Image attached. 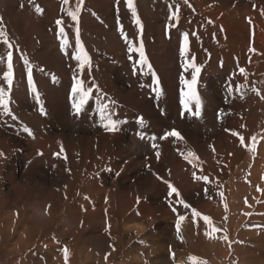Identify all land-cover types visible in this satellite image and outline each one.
I'll return each mask as SVG.
<instances>
[{"label":"rangeland","instance_id":"rangeland-1","mask_svg":"<svg viewBox=\"0 0 264 264\" xmlns=\"http://www.w3.org/2000/svg\"><path fill=\"white\" fill-rule=\"evenodd\" d=\"M75 4L77 0L67 4L63 0H0V31L12 45L9 49L0 37V88L9 91L2 79L11 51L13 84L8 99L11 116L16 117L13 120L0 109V125L5 123L0 128V152L4 154L0 157V200L6 201L9 218L16 214L22 217V213L27 216L25 221L34 222L33 229L27 224L32 233L22 255L16 258L19 250L11 247L14 239L8 240L5 263L22 264L23 256L28 255L33 264H66V248L67 264H169L177 260L191 264L189 257L203 264H264V0H133L139 25L125 0H82L78 20L72 21L67 12L74 11ZM57 20L62 21L59 27ZM60 28L67 40L64 50ZM77 29L91 60L79 77L76 73L72 77L83 82L85 75L90 90L85 106L92 108L91 116L83 113L76 128L71 118L65 122L69 125L60 123L66 118L65 110L60 116H50L44 109L48 96L43 92L39 94L41 108L29 116H39L43 110L48 121L31 127L27 112L16 109L18 100L30 96L13 90L17 79L28 81V69L21 57L29 61L35 87L41 89L36 75L50 79L56 89L58 83L70 86L68 72L57 74L45 65L54 62L72 69ZM184 38L205 54L196 76L195 96L181 83L172 97L176 109H163L160 99L166 93L162 89L173 82L161 85V76L155 74L150 90L144 80L150 76L149 66L154 69L161 65L159 49L167 58H176L169 60L166 71L178 80L188 73L181 63L188 64L191 56L188 50L181 55ZM141 44L145 66L136 62L138 53L129 51V45L138 48ZM206 57L207 63H213L210 68ZM76 64L81 69L78 61ZM90 69L94 74L86 75ZM193 75L196 73L190 72L188 78ZM145 90L150 96L141 95ZM95 91L100 92L98 96ZM151 96L156 102L149 99ZM203 100L211 102L206 111L200 107ZM102 106H106L104 117L117 123L113 132L103 127L106 120L94 122L101 117ZM51 108L54 111L58 106ZM69 109L76 113L71 106ZM136 125L144 130H139L141 137L133 133ZM25 128L37 141L47 140L53 155L49 159L47 154V161H38L32 169L22 162L29 146L26 141L32 138ZM95 129L101 134L97 139L92 138ZM171 130L178 131L181 139L166 136ZM239 137L244 138L243 143ZM137 147L142 152L147 150L148 157H126ZM159 150L163 154L157 157ZM171 152H176L173 157ZM189 152L194 155L186 159ZM194 175L207 177L208 182L194 179ZM168 184L178 190L179 198L175 193L169 195ZM180 200L189 207L184 208ZM193 210L201 216H193ZM204 215L210 218V225H205ZM83 216L88 221H79ZM180 216L185 219L180 221L178 233ZM23 223L12 232L13 237L24 232ZM134 226L142 232L135 234ZM212 227L219 231L212 233ZM211 246L215 248L209 250ZM256 247L261 248L259 254H254ZM146 248L151 252H145Z\"/></svg>","mask_w":264,"mask_h":264},{"label":"bare ground","instance_id":"bare-ground-1","mask_svg":"<svg viewBox=\"0 0 264 264\" xmlns=\"http://www.w3.org/2000/svg\"><path fill=\"white\" fill-rule=\"evenodd\" d=\"M34 1V0H33ZM50 1V0H49ZM45 2V1H44ZM72 2V1H71ZM76 6H77V4H75L74 6H73V9L75 10V8H76ZM125 6V5H124ZM5 9V8H4ZM8 9V8H7ZM10 10V9H9ZM6 11V10H5ZM65 12V11H64ZM2 13H4L3 12V10H2ZM9 13V12H8ZM90 15V14H89ZM72 29V28H71ZM80 29V28H79ZM76 31V30H75ZM86 33V32H85ZM88 33V32H87ZM118 33L119 32H116V34L118 35ZM130 33V32H129ZM131 34V33H130ZM87 35V34H86ZM189 36V35H188ZM187 36V37H188ZM123 37H125V36H123ZM192 37V36H191ZM174 38V37H173ZM76 39H77V36H75V38H74V41L73 42H76ZM80 39V38H79ZM194 39H196L197 40V38H194ZM123 40V39H122ZM195 40V41H196ZM129 41V40H128ZM172 41V40H171ZM193 41V40H192ZM80 42H81V39H80ZM95 42V41H94ZM201 42V41H200ZM124 43V42H123ZM198 44H199V40H198V42H197ZM199 47V46H198ZM197 46H193V44L192 43H190V41H188V42H186L185 41V38H184V45H183V48H184V50L185 51H187L188 50V52L189 51H191V56H190V58L188 59V64H185L184 65V63L183 62H181L182 63V65L183 66H185V69H187V71H188V73L185 75V76H183V78H182V76H179V80H178V76H174V74H171V73H169L168 71H166V67L168 66V64H171L170 63V61L169 60H173V61H175L176 60V58L175 59H169V58H167V56H166V54L162 51V49H159V50H161L160 51V54L158 55V57H159V62L161 63V65L160 66H156V67H154V69H155V71H154V69H151V71H150V76L148 77V79L146 80H144V81H146V86H148V87H150V88H148V89H152L154 86L152 85V83H153V81H152V78L153 77H155V74H158L159 76H161V78H162V82H161V85H166V83H168V82H170V81H172L173 83H174V85H173V83H172V85L170 86V87H165V89H162L163 91L162 92H164V93H166V96L165 97H162L161 99H160V101H162L163 102V104H164V106L163 107H161V108H163V109H167L168 108V106L174 111L175 109H176V105H175V103H174V101H173V99H172V97H173V94L175 95L177 92H176V90H178L179 88H180V86H182L183 84H184V86H186L187 88H189L188 87V85H190L191 83H192V79H191V77L190 78H188V75H190V72H191V74L194 72V73H196V75L195 76H197L198 75V73L201 71V66H202V64L204 63V56H205V54H202V51L200 50V48H198ZM174 49V48H173ZM181 49V48H180ZM93 50V49H92ZM152 51V50H151ZM92 52V51H91ZM154 53V52H153ZM177 53V52H176ZM175 53V54H176ZM180 53V52H179ZM74 54H75V52H74ZM92 54H94L93 52H92ZM136 55V54H135ZM171 55V54H170ZM187 55V54H186ZM98 56V55H97ZM174 56V55H173ZM181 56V55H180ZM69 57V56H68ZM68 57H65L64 59L66 60ZM104 57V56H103ZM130 57H132L133 58V55H130ZM172 57V56H171ZM176 57V56H175ZM187 57V56H186ZM150 58V57H149ZM177 58H178V56H177ZM188 58V57H187ZM91 60V59H90ZM158 60V59H157ZM67 61V60H66ZM76 61L77 60H74V66L72 67V69H65V66H64V64L61 62V64H63V65H57V64H55L54 62L52 63V65L50 64H46L45 65V67H46V69L47 70H51V68H53L54 70H55V72L58 74V73H61L62 74V72H64L65 74H66V72H68L69 73V75H70V77L72 78V84L70 85V86H67L66 84H64V83H61V84H59L58 83V86H59V89H56L54 86H53V84H50L51 83V81H50V79H45V78H41L39 75H36L35 76V78L37 77V78H39V80H37V83H39V86L41 87V89H39V88H37L38 89V93L40 94V93H42L43 94V92L45 93V94H47V96H48V99L46 100L47 101V106L48 107H45L44 106V109L45 110H47L49 113V115L50 116H54V117H57V116H60V114H62L63 112L62 111H64L65 110V114L63 115L64 117H66V118H62V120H60V123H64V124H68V123H65V122H68V120L70 121V123L74 120V123L76 124V126H75V128L76 127H78V125L80 124V123H82L81 122V118H82V116H83V113H86V112H88V116L87 117H90L91 116V110H92V108L88 105V106H83V108H82V112H81V115H77V113H74V114H71L70 113V109H69V111H68V108H69V106H71V109H73L74 110V108H73V104L74 103H76V102H78V100L80 99V96H79V93H76V94H74L73 92H72V87H73V84H74V82H75V78L74 77H72V76H74V73H76L75 74V77H79V74L80 73H83L84 71H85V69H86V67L82 70V69H79L78 68V64H76ZM181 61H183V60H181ZM187 61V60H186ZM137 62V61H136ZM208 62V57H206L205 58V63H207ZM101 64V63H100ZM213 63H207L206 65H209V68H210V66L212 65ZM102 65V64H101ZM104 66V65H103ZM143 66H145V65H143ZM96 67V66H95ZM169 68V67H168ZM196 68H199L200 69V71L197 73L196 71H195V69ZM95 69V68H94ZM138 70V69H137ZM1 71V70H0ZM110 71V70H109ZM146 71V70H145ZM139 72H141V70L139 71ZM103 73V72H102ZM101 73V74H102ZM132 73V72H131ZM181 73H183V71L181 72ZM93 75L94 74V72H93V70H88V72H87V70H86V75ZM138 74V73H137ZM141 74V73H140ZM153 74V75H152ZM54 75V74H53ZM84 75V74H83ZM96 75V74H95ZM143 76V75H142ZM68 77V76H67ZM152 77V78H151ZM62 78V77H61ZM74 78V79H73ZM85 78V75H84V77H83V87H84V89L85 90H87L88 92H90V90H89V87L87 88L86 87V84H87V82H85L84 79ZM109 78V77H108ZM142 78H144V77H142ZM156 78V77H155ZM182 80H181V79ZM197 78V77H196ZM56 79V78H55ZM64 79V78H63ZM66 79V78H65ZM100 79V76L98 77V79L97 80H99ZM136 79V78H135ZM3 80V79H2ZM34 81H33V84L36 86V82H35V80L36 79H33ZM77 80H79V79H77ZM17 81L18 82H16V86L15 87H13V90H14V92L17 94V93H20V95H23V96H25L26 94H29V96H30V99H27V98H25V99H22V100H18L17 101V103H16V106H17V111L19 112V111H22V110H24V111H26L27 112V115H28V118L26 119L27 121H28V124H31L30 126L32 127V126H37V125H42V123H47L46 122V120L48 121V119H47V117H46V115L44 114L45 113V111H40L41 112V114L39 113V116H37V115H34V114H36V112H37V110L38 109H40L39 108V104H37L36 103V100H35V97H34V94L29 90V87H28V81H26V83H24V82H21V79H17ZM103 81V80H102ZM101 81V82H102ZM154 81H156V79L154 80ZM183 81V82H182ZM60 82V81H59ZM67 82V81H66ZM100 82V83H101ZM134 82V81H133ZM158 82V81H157ZM160 83V82H159ZM181 83H182V85H181ZM111 84V83H110ZM197 84V83H196ZM196 84L194 85V87L196 86ZM1 85V84H0ZM7 85V84H6ZM88 85V84H87ZM99 84L97 83L96 84V86H98ZM2 87V86H1ZM98 88V87H97ZM91 89V88H90ZM108 89V88H107ZM121 89V88H120ZM144 89L145 88H143V91H144ZM111 90V89H110ZM147 90V89H146ZM145 90V91H146ZM112 91V90H111ZM114 91V90H113ZM148 91V90H147ZM147 91L145 92V93H142L141 95H143L144 97H146V95L147 96H150L148 93H147ZM208 91V90H207ZM158 92V91H157ZM157 92H155V93H157ZM99 91H95L94 92V94L95 95H99ZM93 94V95H94ZM111 94V93H110ZM132 94V96L133 95H135L134 94V92L132 91L131 93H130V95ZM203 94V93H202ZM68 95H70L71 96V100H70V102L71 103H69L68 101H67V97H68ZM117 95H118V93H117ZM156 95V94H155ZM29 96H27V97H29ZM157 96V95H156ZM136 97V96H135ZM206 97V96H205ZM63 98V103L61 102V99ZM156 98V97H155ZM149 99H153V96H151V97H149ZM154 101H155V99H153ZM199 100V99H198ZM89 102V101H88ZM93 102V101H92ZM156 102V101H155ZM40 103V102H39ZM215 103V102H214ZM157 104V103H156ZM54 105H57L58 106V108L56 109V110H54L53 111V109L51 108V106H54ZM208 105H211V102L210 101H206L205 102V100H203L202 102H201V104H200V107H202L203 108V110H205L206 111V108L208 107ZM167 108H166V107ZM136 107V106H135ZM136 108H138V107H136ZM31 113H34L33 114V116H29V115H32ZM207 113H209V112H207ZM93 115V114H92ZM37 117V118H36ZM94 118V117H93ZM97 119H94V122H99V123H101L102 122V119H101V117L99 116V117H96ZM8 120V119H7ZM43 120H45V122L43 121ZM5 124V123H4ZM4 124H1L0 125V128L1 127H3V125ZM69 125V124H68ZM103 125V124H102ZM64 127V126H63ZM96 128V127H95ZM99 128V127H98ZM136 130H133L134 132V135L136 134V135H138L139 137H141L142 136V134H141V132L139 131V130H143V128H141V125H139V126H135L134 127ZM133 128V129H134ZM131 129V128H130ZM76 130H79V129H76ZM84 130V129H83ZM92 130V129H91ZM144 131V130H143ZM80 132V131H79ZM78 131H77V133L78 134H80ZM81 132H82V130H81ZM84 132V131H83ZM136 132V133H135ZM146 132V131H145ZM149 132V131H148ZM75 133H76V131H75ZM84 133H86V132H84ZM94 134H95V136L94 137H92V138H94V139H97V138H99L100 136H101V134H98V129H95L94 130ZM40 135V134H39ZM43 135V134H42ZM82 135V134H81ZM80 135V136H81ZM84 135H86V134H84ZM84 135H82L83 137H85ZM150 135V134H149ZM152 136V135H151ZM29 137H31V136H29ZM139 137H135V139H137V140H139L140 141V138ZM80 138V137H79ZM86 138V137H85ZM81 139V138H80ZM93 139V140H94ZM149 139V138H148ZM38 139H36V138H34L33 136H32V138H29L26 142H27V144L26 145H29L28 146V149L26 150V152L23 154V156H22V162H24V163H26L27 164V166L29 167V168H35V166L37 165V163H38V161H40V160H42V161H47L46 160V156H47V154H49V156H48V158L50 159V158H52L53 157V155L51 156L50 154H51V147H50V145L48 144V141L47 140H44V141H41L40 142V140L39 141H37ZM79 140V139H78ZM77 140V141H78ZM93 140H90V142L91 141H93ZM150 140V139H149ZM25 142V141H24ZM89 142V143H90ZM130 143V142H129ZM152 143V142H151ZM48 144V145H47ZM35 145V146H34ZM131 145V144H130ZM46 146V147H45ZM132 146V145H131ZM141 146V145H140ZM149 146H150V144H149ZM133 147H136V146H133ZM35 148V149H34ZM44 148L47 150V151H45L44 150ZM138 148V147H137ZM150 148V147H149ZM229 148V147H228ZM163 149V148H162ZM54 151V150H53ZM150 152V151H149ZM159 153H160V155L159 156H162V154H163V152H162V150H159L158 151ZM117 153V152H116ZM152 154H154L155 153V151L154 152H151ZM157 153V152H156ZM175 153L176 152H171V155H172V157L175 155ZM178 153V152H177ZM53 154V153H52ZM143 155L145 158L146 157H148V155H149V153H148V151L146 150V151H144V152H142L139 148L136 150L135 148L133 149V148H131L130 150H129V154H126V157H131L130 159L132 160L133 158H137L139 155ZM121 155V154H120ZM139 157H141V156H139ZM23 163V164H24ZM260 165V164H259ZM27 167V168H28ZM37 167V166H36ZM30 169V170H31ZM189 171V170H188ZM30 172V171H29ZM2 176V173H1V169H0V177ZM85 180V179H84ZM0 186H1V183H0ZM91 186V185H90ZM80 189V188H79ZM41 190V189H40ZM87 191V190H86ZM261 193L263 194V192L261 191ZM95 194V193H94ZM90 195V194H89ZM96 195V194H95ZM89 197V196H88ZM113 197V196H112ZM97 198H99V197H97ZM106 199H107V197H106ZM115 199V198H114ZM104 201V200H103ZM110 201V200H109ZM112 201V200H111ZM6 202V201H5ZM5 202H3L2 200H0V264H6L5 263V256L4 255H6L7 253H8V250H7V248H6V243H8V240H12V239H14V241L12 242V245H11V247L15 250V249H17V250H19L18 252H16V258L18 257V256H20V255H22V253H23V248H24V246H26L27 244H29V240H30V236H29V233H32V230H30L29 228L30 227H28L27 226V224H29V226H31V229H33V227H34V222H32L31 220H26L25 221V218L27 217H25V215L24 214H20V215H22V217L21 216H19V215H12V216H10V218L8 217V212L6 211V204H5ZM26 202V201H25ZM28 202V201H27ZM97 202V201H96ZM91 203V202H90ZM106 203V202H105ZM27 204V203H26ZM29 204V203H28ZM94 205V204H93ZM162 205H164V203L162 204ZM127 206H129V205H127ZM117 207V206H116ZM132 207V206H131ZM130 208V207H129ZM129 208H128V210H129ZM262 207L261 206H259L258 207V210H260ZM25 209V208H24ZM23 209V210H24ZM114 211V210H113ZM141 211V210H140ZM13 212V211H12ZM21 212V211H20ZM107 212H110L109 211V207H108V209H107ZM142 212V211H141ZM100 213V212H99ZM104 213V212H103ZM144 214H145V212H143ZM139 214V213H138ZM31 215H33V214H31ZM89 215V214H88ZM93 215V214H92ZM106 215V214H105ZM35 215H33L32 217H34ZM29 217V216H28ZM31 217V216H30ZM88 217V216H87ZM109 217V216H108ZM110 217H112V215L110 216ZM109 217V218H110ZM173 217V216H172ZM240 217V216H239ZM36 218H37V216H36ZM128 218V217H127ZM134 218V217H133ZM132 218V220H134V219H136L137 217L135 216V218L133 219ZM141 218V217H140ZM50 219V218H49ZM86 221H88V219L86 218V217H84L83 216V219H79V221L81 220L82 222H84L85 220ZM100 219H101V217H100ZM139 219V218H138ZM137 219V220H138ZM239 219V218H238ZM10 220L12 221V223H9L10 222ZM129 220H131V218L129 219ZM172 220V219H171ZM170 220V221H171ZM240 220H243V219H240ZM25 221V222H24ZM90 221V220H89ZM102 221V220H101ZM108 221V220H107ZM107 221H105V222H107ZM189 221H191V220H189ZM24 222V223H23ZM114 222H115V220H114ZM172 222V221H171ZM20 223H23L24 224V226L22 227V228H24L23 230H24V232L23 233H17V234H19L18 236H12L13 234H12V232L16 229V228H18V226H19V224ZM104 223V222H103ZM131 223V222H130ZM37 224V223H36ZM40 224V223H39ZM84 224V223H83ZM124 224V223H123ZM127 224V223H126ZM133 224V223H132ZM22 225V224H21ZM128 225V224H127ZM138 225V224H137ZM38 227V226H37ZM47 228V227H46ZM35 229V228H34ZM133 229H134V231H135V234H139V232H142V230L143 229H139L137 226H134L133 227ZM36 230H38V229H36ZM44 230V229H43ZM127 230V229H126ZM166 230V229H165ZM169 231H172V230H169ZM44 231H42V233H43ZM50 232V231H49ZM26 234H27V236H26ZM49 234V233H48ZM167 234V233H166ZM13 237H11V236ZM37 236V235H36ZM37 239H38V237H37ZM196 239V238H195ZM165 241V240H164ZM39 242V241H38ZM37 242V243H38ZM259 242H261V241H259ZM32 243V242H31ZM9 244V243H8ZM36 244V243H35ZM37 245V244H36ZM262 245V244H261ZM261 245H260V247H261ZM142 246V245H141ZM255 246H257V245H255ZM8 247V246H7ZM37 248V247H36ZM35 248V249H36ZM140 248H142V247H140ZM215 248V246H211V247H208V249L210 250H212V249H214ZM153 249V248H152ZM247 249L248 248H246V251H247ZM14 250H11L10 252L12 253ZM145 250V252H151L150 250L148 251V249L146 248V249H144ZM260 250H261V248H258V247H256V250H255V253L254 254H259V252H260ZM28 251V250H27ZM30 251H32V250H30ZM35 251V250H34ZM152 251H154V250H152ZM157 251V250H156ZM160 252V251H159ZM158 252V253H159ZM155 253V252H154ZM253 253V252H252ZM27 254H29V253H27ZM32 254V253H31ZM31 256H28L27 255V257H26V255L25 256H23V260H22V264H33L32 263V261H31ZM158 258V257H157ZM163 258V257H162ZM241 260H245V258H243V259H241ZM155 261V260H154ZM153 261V262H154ZM247 261H250V260H247ZM246 260L244 261V262H247ZM10 262V261H9ZM166 262V261H165ZM254 262V261H253ZM251 263V262H250ZM263 263V262H262ZM12 264H14V263H12ZM50 264V263H49ZM160 264V263H159ZM168 264V263H167ZM169 264H181L180 263V261L179 260H177V261H173V262H170ZM241 264V263H240Z\"/></svg>","mask_w":264,"mask_h":264},{"label":"snow or ice","instance_id":"snow-or-ice-1","mask_svg":"<svg viewBox=\"0 0 264 264\" xmlns=\"http://www.w3.org/2000/svg\"><path fill=\"white\" fill-rule=\"evenodd\" d=\"M63 2L65 4H67L69 2V0H63ZM187 2H188V0H185V3H187ZM81 3H82V0H77V6H76L75 10L67 12V16H69L72 21H77L78 20V16H79V13H80V10H81V8H80V4ZM125 3H126V6H127L128 10L131 12V16L135 20V23L137 25H139L140 21L137 18V13H136V10H135L134 5H133V0H125ZM36 11L39 12L40 9L37 8ZM178 11L179 10H177V12ZM174 18L178 19L179 17H178V15H176L174 13ZM61 23H62L61 20H57L56 21V24H57L58 27L61 25ZM59 35L61 37V50H64V48L67 46V40L64 39V30H63V28H60ZM0 37L4 38V40H3L4 44L7 45L9 49H11L12 45L9 43V41H8L6 35H5V33L3 31H0ZM186 40H187V38H185V41ZM76 49H77V54L74 56V59L79 62L80 68L83 70L86 66H88L90 64V59H89L87 53L84 51L83 47L81 46V42H80V39H79V30L78 29H77ZM129 51L139 54V60L137 61L138 65L143 66V65L147 64V59L145 57V53H144V49H143V45L142 44L138 48H133L131 45H129ZM180 52H181V55L184 54V48L183 47L180 49ZM21 59L23 61V64L28 69V73H29V75H28V87H29V90L34 94L36 103L39 104L40 96H39V93L37 92V89H36L35 85L33 84V79H32V75H31V72H32L31 66H30L29 61H28V59L26 57H21ZM7 60H8L7 70L3 73V81L7 82V86H8V90L9 91L6 92L4 88H0V109H2V112H3L4 115L11 116L10 107H9L10 101L8 99V96H9V93L11 91L12 84H13V64H12V52L11 51H8V53H7ZM150 70L151 69H150V66H149V71ZM195 71L198 73L200 71V69L196 68ZM240 72H241V74H243L244 73V69L241 68ZM195 84H196V76L193 75L192 83L190 85H188L190 93H191L192 96H195V92L193 91ZM72 92L74 94L79 93V96H80V99L78 100V102L73 104V108H74L75 112L77 114H79L81 112L83 106L88 102L90 93L87 90L84 89L83 82L81 80H75V82L73 84V87H72ZM181 103L184 105V108L187 111L188 110V105L184 102L183 99L181 100ZM197 103H198V101H197ZM105 108H106V106H102L101 109H100L102 121L106 120V122L103 123V127L105 128L106 131L113 132V131L116 130L117 123L115 121H112L111 119H106L104 117L103 113H104ZM195 114L197 116L199 115V109L198 108L196 109ZM11 118L13 120L16 119L15 116H11ZM24 131L29 136L33 135V133L28 128H25ZM232 134L234 136L238 135L235 132H233ZM166 136H171V137H176L177 139H181L180 133L178 131H176V130L169 131L166 134ZM239 139L241 140L242 143L244 142V138L243 137H239ZM252 139H253V142H254L255 138H252ZM155 147H156V145L154 144L153 148H155ZM63 151H64L63 147L61 146V152H63ZM3 155L4 154L2 152H0V157H3ZM156 155H157V157H159L160 153L157 152ZM193 155L194 154L192 152H189L188 156L185 157V158L188 159L189 157H193ZM189 162L192 163V160H189ZM158 179H159V177H158ZM194 179H203L206 183L208 182V178L207 177H196L194 175ZM168 188H169V195H172L173 193H175L177 198L180 197V193L178 192V190L173 185L168 184ZM258 191H259V189H258ZM180 203L186 209L189 207V205L187 203H185L183 200H180ZM193 216L200 217L201 214L198 211L193 210ZM184 219H185L184 216H180L179 220L177 221V232L178 233H179L180 221H182ZM202 219H203L205 225H210L211 224L210 218L207 215H204L202 217ZM218 231H219V229H217L215 227L211 228V232L212 233H215V232H218ZM205 235L208 236L209 233L205 232ZM177 238L178 239L180 238L179 235H178ZM223 238L225 240L228 239L227 236H224ZM63 252H64V259H65L66 264H67V260H68V256H69L68 249L65 248L63 250ZM188 259L191 262V264H203V262L202 261H198L196 259V257H189Z\"/></svg>","mask_w":264,"mask_h":264}]
</instances>
